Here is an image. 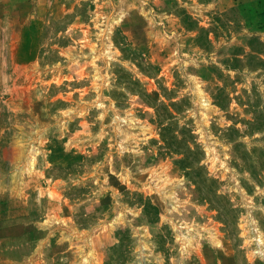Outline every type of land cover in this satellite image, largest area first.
I'll use <instances>...</instances> for the list:
<instances>
[{"label": "rangeland", "instance_id": "1", "mask_svg": "<svg viewBox=\"0 0 264 264\" xmlns=\"http://www.w3.org/2000/svg\"><path fill=\"white\" fill-rule=\"evenodd\" d=\"M0 264H264V0H0Z\"/></svg>", "mask_w": 264, "mask_h": 264}, {"label": "trees", "instance_id": "2", "mask_svg": "<svg viewBox=\"0 0 264 264\" xmlns=\"http://www.w3.org/2000/svg\"><path fill=\"white\" fill-rule=\"evenodd\" d=\"M163 139L165 140V138H163ZM173 139L176 141V143H180V142L177 141V137L173 136ZM165 142H166V141H165ZM167 144H168V143H167ZM179 162H180L181 164L184 162V164H186V166H187V167H185V168H188V169L192 170L191 173L189 172V176L194 174V170H200V168H197V169L195 168V169H193V166H192L193 164H192L191 162L189 163L188 160L186 161V159H184V160H180ZM204 179H206V178H204Z\"/></svg>", "mask_w": 264, "mask_h": 264}]
</instances>
